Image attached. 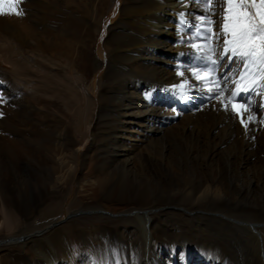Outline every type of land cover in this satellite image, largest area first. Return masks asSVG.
I'll list each match as a JSON object with an SVG mask.
<instances>
[{
	"label": "bare ground",
	"instance_id": "bare-ground-1",
	"mask_svg": "<svg viewBox=\"0 0 264 264\" xmlns=\"http://www.w3.org/2000/svg\"><path fill=\"white\" fill-rule=\"evenodd\" d=\"M227 7L214 0L213 19ZM0 12V238L26 237L0 264H264V80L248 81L257 122L245 134L227 93L178 75L195 56L179 13L199 24L205 5L6 0ZM186 78L184 96L173 86ZM85 198L128 215L80 230L75 255V225L62 223Z\"/></svg>",
	"mask_w": 264,
	"mask_h": 264
},
{
	"label": "snow or ice",
	"instance_id": "snow-or-ice-1",
	"mask_svg": "<svg viewBox=\"0 0 264 264\" xmlns=\"http://www.w3.org/2000/svg\"><path fill=\"white\" fill-rule=\"evenodd\" d=\"M197 2L206 6V14L195 18L199 24L191 25L185 14L179 13L181 30L189 37L182 39L181 43L194 49L195 56L194 63L185 66L178 75L183 77L185 72H190L192 79L203 82L209 93H215L213 98L220 99L227 93V103L221 100L224 110L228 111L231 105V111L240 118V124L247 134L251 131L249 123L257 122L250 98L254 89L248 81L254 78L264 80V0H224L228 7L222 20L213 19L219 15L215 12L214 0ZM4 3L6 0H0V5ZM215 3H219V0H215ZM10 11L17 16L24 15L23 10ZM253 69L257 71L254 73ZM188 83L186 78L182 84L173 87L187 96L185 88ZM228 83L235 87L230 89ZM245 96L249 99H244ZM149 97L150 94H146V98ZM3 99L0 97V102ZM245 113H249L247 119L244 118ZM261 117L259 123L264 124V113H261Z\"/></svg>",
	"mask_w": 264,
	"mask_h": 264
},
{
	"label": "rangeland",
	"instance_id": "rangeland-1",
	"mask_svg": "<svg viewBox=\"0 0 264 264\" xmlns=\"http://www.w3.org/2000/svg\"><path fill=\"white\" fill-rule=\"evenodd\" d=\"M90 48H91L90 50H86L87 52H86V54L84 56V57H86V59H83L82 63H81L82 70L85 73L90 71V69L92 68L91 67L92 65H95L96 58H97V50H96V48L95 47H90ZM200 114H201V116H200L199 120L205 122L207 119H206V117H204V118L202 117L204 115L202 113V111H201ZM185 122H187V121H185V120L182 121L180 127L183 126V124ZM197 126L199 127L198 123H197ZM180 127H179V130H178L179 132L182 131V129ZM183 132H184L183 135L187 138L188 137L187 136L188 133L186 134V131H183ZM173 135H176V133L173 134ZM188 140H189V143H188L187 146L193 145V142L191 143L189 138H188ZM168 143H169V146H168L169 150L167 152V156L174 159L176 156H178L177 151L179 150L180 143H176V141H175V143H173V142H168ZM159 145H162V141L159 142ZM93 178L94 177L86 178V180H88V181L90 179L93 180ZM68 187L69 188L67 190L62 189V190H64L62 193L64 194L63 196H64L65 199H66V197H68V195L72 191V189H70L71 186L68 185ZM65 191H68V194ZM83 204L84 205H81L79 207L75 206V208L72 209L69 217L65 220V222L62 223V225L69 224V223L75 225V227L73 226L74 228H72L71 231L67 232L70 249L74 252L75 255H81L85 251H87V249L85 248L86 247L85 241L83 240L81 235L78 234V232L81 233L82 230H87L88 231L90 229H94L95 227H97L99 225H104V224L113 226L114 224L112 222L114 220L118 221L119 218L123 217V215L124 216L128 215V213H124V214H122V213H113V211H108L106 209H103V210H100V211L99 210H94L93 208L95 207L97 202H95V200H93L92 198H85ZM101 213H104V214H101ZM189 215L191 217H193L192 216L193 213L192 214L189 213ZM101 216H103L104 218H109L111 221L109 219L108 220L107 219H103ZM37 221H38V219L35 218L32 221L28 222V224L29 225L32 224V223L34 224ZM28 224H26V225H28ZM3 235H6V233H4ZM3 238H0V251L6 250V249H12V250H19V249L22 250V249H24V248H20L21 245H18V246L15 245L16 247L15 246L10 247V246L12 244H16L17 242L22 241V239H24L26 237L18 236V237L13 238V239H6V238L3 239ZM5 245L7 246V248H6Z\"/></svg>",
	"mask_w": 264,
	"mask_h": 264
}]
</instances>
